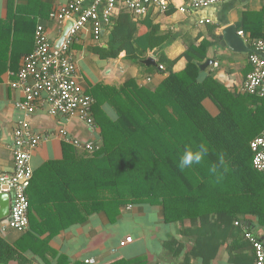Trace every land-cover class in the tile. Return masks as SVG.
I'll list each match as a JSON object with an SVG mask.
<instances>
[{
    "label": "trees",
    "instance_id": "trees-1",
    "mask_svg": "<svg viewBox=\"0 0 264 264\" xmlns=\"http://www.w3.org/2000/svg\"><path fill=\"white\" fill-rule=\"evenodd\" d=\"M105 29L109 32L107 46H93L92 52L103 59L117 58L126 52L127 59L144 65L142 60L160 49L158 66L149 68L160 67L168 75L155 88L141 86L133 78L121 86H94L90 94L95 98L93 114L101 129L102 146L90 155H80L65 144L61 160H51L35 172L27 195L31 211L33 208L45 220L44 229L37 231L29 224L31 229L28 227L15 243L0 233V264L32 263L24 254L29 251L46 261L49 248L40 251L37 232L42 234L50 228L56 233L99 211L114 219L123 208L136 204L160 205L166 223L187 221L182 235L191 238L192 244L186 253L178 238L164 243L175 256L184 255L182 264H192L194 260L212 264L219 250L240 233L237 225H243V216L255 215L264 225V173L253 167L252 134L246 135L252 128H244L240 113L232 112L222 102L230 95L225 85L200 67L207 60L211 41L188 44L181 56L171 59L164 47L172 40V33L161 30L150 15L135 20L129 9L112 16ZM245 32L264 38V32L257 33L251 27H245ZM181 59L186 60V65L175 71ZM207 97L220 108L218 116H212L204 107ZM105 106L112 108L114 116ZM246 114L250 122L256 121L258 129H264V121H257L264 117L262 112L249 108ZM200 143L208 145L209 162H217L221 153L225 155L229 171L222 182L215 183L207 165H194L183 171L178 167L185 148L191 146L195 150ZM34 186L43 191L41 197L30 196ZM29 217L32 223L31 213ZM56 264L90 263L71 262L60 255ZM94 264L144 262L138 257Z\"/></svg>",
    "mask_w": 264,
    "mask_h": 264
},
{
    "label": "crops",
    "instance_id": "crops-1",
    "mask_svg": "<svg viewBox=\"0 0 264 264\" xmlns=\"http://www.w3.org/2000/svg\"><path fill=\"white\" fill-rule=\"evenodd\" d=\"M73 1L0 0V71L6 68L0 73V173L11 172L14 169L13 131L26 114L17 106V103L23 100L24 92L21 88L12 87V83L17 79L23 58L35 48L36 26L39 23L45 25L54 47L61 38L68 19L59 23L50 19V13L54 9L68 8ZM188 1L174 0L171 10L165 13L156 9L150 10V17L160 25L161 30L173 35L172 40L164 47L165 53L169 58L174 59L184 53L188 44H198L204 39L211 41L207 59H214L215 63L205 69L207 73H213L214 77L228 89L230 95H226V100L222 102L226 107L232 108V112L240 113V116H236L243 118L244 128L248 131L252 128V132L246 134L248 136L252 134V140L264 129H258L256 121L250 122L246 118L248 116L246 111L251 108L264 114L262 103L264 100L240 92L252 68L249 54L235 53L222 46V30L229 25H236L238 32H243L241 35L251 47L255 39H264L252 37L250 32L244 33L245 27H251L257 33L264 32V0H227L194 11L183 12L178 9V6ZM107 3L108 0H85L83 8L95 5L102 18ZM124 9L128 8L123 7L121 11ZM206 19L211 21L204 22ZM104 30L103 37L97 40L89 24L81 30L79 39L70 49L77 64L80 86L85 92L90 94L97 84L121 86L132 78L141 86L155 88L167 77L168 73L160 67L153 70L149 67L154 65H139L127 59L126 52H122L117 58L109 59H103L92 52L93 46H107L109 32L105 28ZM158 50L160 49L150 52L148 57L152 56L157 60ZM185 65L186 60L181 59L174 70H182ZM203 105L212 116H218L221 112L210 97L204 99ZM105 109L114 116L111 107L105 106ZM29 119L36 132L48 135L33 152L34 175L45 163L61 160L65 144L72 146L77 154H91L60 138L57 133L61 128H65L71 137L93 142L98 149L102 146L101 129L97 123L96 127H90L78 119L50 115L44 105L39 106ZM257 121L263 123L264 117ZM231 125L237 126V124ZM36 188L37 186H34V189L30 190V196L41 197L43 191ZM30 213L32 216L30 225L32 224L37 231H40V228L43 230L45 220L40 213L33 208L32 211L30 209L29 216ZM241 220L244 222L243 225H237L240 233L230 238L219 250L212 264H255L253 249L245 237V232L250 230L264 240V225L259 223L257 216L251 214L243 216ZM64 221L65 218L59 220L54 230L57 231ZM186 223L187 221L166 223L160 205H131L123 208L114 219H111L105 211H99L89 215L86 221L77 222L56 233L50 228L42 234L37 232L38 239L41 240L40 251L44 252L47 247L49 248L45 254L47 262L32 251L24 254L33 261L29 264H56L57 256L60 255L67 256L71 262L94 258L100 263L118 258L140 257L144 264H182L184 255L175 256L167 250L164 243L172 238H178L184 243L183 248L186 253L192 244L191 238L182 235L183 226L188 225ZM3 224H0V233L11 243L17 242L22 233L29 230L18 232L10 227L1 230ZM149 227L154 229L147 232ZM29 228L31 229V226ZM128 237L132 240L121 244ZM14 263L21 264L18 261ZM192 264L201 263L199 260H194Z\"/></svg>",
    "mask_w": 264,
    "mask_h": 264
},
{
    "label": "built area",
    "instance_id": "built-area-1",
    "mask_svg": "<svg viewBox=\"0 0 264 264\" xmlns=\"http://www.w3.org/2000/svg\"><path fill=\"white\" fill-rule=\"evenodd\" d=\"M225 1L227 0H189L178 6V9L183 12L194 11ZM84 2L85 0H74L66 9L51 11L50 19L53 21L63 23L66 19H71L74 22L64 44L58 50L52 49L53 44L45 25L37 24L35 48L23 58L17 79L12 83V87L21 88L24 92V98L17 106L25 112L26 117L18 122L13 131L14 169L0 173V193H13L10 215L0 222L4 223L1 230L10 227L18 232H25L30 224L27 190L34 177L32 155L48 135L36 132L29 116H32L39 106L44 105L50 115L78 119L90 127L97 125L93 114L95 98L80 86L77 64L70 51L79 39L81 30L91 24L95 39L100 40L105 26L111 23V17L123 7L132 12L135 20H140L149 15L151 9L165 13L174 4V0H108L100 18L97 7L94 5L83 8ZM239 33L242 34V31ZM252 47L259 53H249L252 70L247 75L241 91L264 98V39H255ZM57 134L67 143L89 153L98 149L93 142L71 137L65 128H61ZM250 147L253 152V167L264 173V131L251 140ZM238 223L237 221L236 224ZM245 237L252 246L255 264H264V240L250 230H246ZM131 240L132 238L128 237L121 244ZM85 262L94 264L96 260L88 258Z\"/></svg>",
    "mask_w": 264,
    "mask_h": 264
},
{
    "label": "water",
    "instance_id": "water-1",
    "mask_svg": "<svg viewBox=\"0 0 264 264\" xmlns=\"http://www.w3.org/2000/svg\"><path fill=\"white\" fill-rule=\"evenodd\" d=\"M74 22L73 20H67L66 22V27L61 35V38L58 40L56 45L52 48L53 50H58L62 47L64 44L71 28L73 27ZM105 33V30L102 32V37L103 34ZM222 35H223V40L221 42V45L224 47H227L229 50L235 53H259L258 50L252 48L249 44H247L246 39L238 32V29L236 25H229L225 27L222 30ZM144 64L146 65H154L158 66L157 60L149 56L146 59L142 60ZM214 59H207L205 62L200 63V67L202 69H205L208 65L215 63ZM12 197L13 193H0V222L5 220L6 218L9 217L10 215V210H11V205H12ZM10 264H15L14 262Z\"/></svg>",
    "mask_w": 264,
    "mask_h": 264
},
{
    "label": "clouds",
    "instance_id": "clouds-1",
    "mask_svg": "<svg viewBox=\"0 0 264 264\" xmlns=\"http://www.w3.org/2000/svg\"><path fill=\"white\" fill-rule=\"evenodd\" d=\"M208 152L209 148L206 143L198 144L195 150L191 146H188L179 158L178 167L183 171L191 169L194 165H207L209 175L214 177L215 183H220L225 179V174L229 171L225 155L221 153L218 156L217 162H209L206 160Z\"/></svg>",
    "mask_w": 264,
    "mask_h": 264
},
{
    "label": "rangeland",
    "instance_id": "rangeland-1",
    "mask_svg": "<svg viewBox=\"0 0 264 264\" xmlns=\"http://www.w3.org/2000/svg\"><path fill=\"white\" fill-rule=\"evenodd\" d=\"M239 224V223H238ZM154 228H152V227H149V228H147V232L148 231H152Z\"/></svg>",
    "mask_w": 264,
    "mask_h": 264
}]
</instances>
